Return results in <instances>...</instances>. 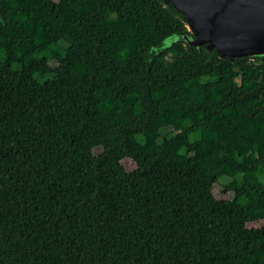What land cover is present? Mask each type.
Segmentation results:
<instances>
[{"label": "trees", "instance_id": "1", "mask_svg": "<svg viewBox=\"0 0 264 264\" xmlns=\"http://www.w3.org/2000/svg\"><path fill=\"white\" fill-rule=\"evenodd\" d=\"M186 31L164 0H0V264H264V57L153 50Z\"/></svg>", "mask_w": 264, "mask_h": 264}, {"label": "water", "instance_id": "2", "mask_svg": "<svg viewBox=\"0 0 264 264\" xmlns=\"http://www.w3.org/2000/svg\"><path fill=\"white\" fill-rule=\"evenodd\" d=\"M186 23V32L167 36L161 46L179 41L230 60L264 57V0H164Z\"/></svg>", "mask_w": 264, "mask_h": 264}, {"label": "rangeland", "instance_id": "3", "mask_svg": "<svg viewBox=\"0 0 264 264\" xmlns=\"http://www.w3.org/2000/svg\"><path fill=\"white\" fill-rule=\"evenodd\" d=\"M81 95H80V92H78L77 90L73 91L72 93V99L73 100H78L80 99ZM96 140L95 136L94 135H90L89 137V141L94 143ZM101 148H97V151H100ZM126 164H128L130 167L132 166V163L131 162H125ZM229 178H227L226 176H223L221 177L217 183L214 184V192H215V195L219 198H225V197H229L230 195L222 192L223 191V188H224V184H226V182H228ZM263 222V221H261Z\"/></svg>", "mask_w": 264, "mask_h": 264}]
</instances>
